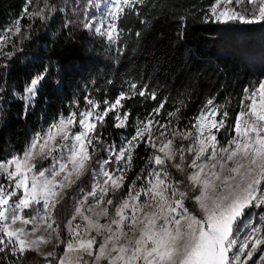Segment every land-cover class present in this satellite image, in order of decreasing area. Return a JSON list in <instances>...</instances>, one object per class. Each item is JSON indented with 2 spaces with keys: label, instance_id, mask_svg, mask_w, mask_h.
Instances as JSON below:
<instances>
[{
  "label": "snow or ice",
  "instance_id": "1",
  "mask_svg": "<svg viewBox=\"0 0 264 264\" xmlns=\"http://www.w3.org/2000/svg\"><path fill=\"white\" fill-rule=\"evenodd\" d=\"M101 2L24 0L17 18L0 31V72L57 12H70L63 22L70 39L86 32L118 62L129 41L142 37L127 24L135 18L149 28L145 11L156 5L106 0L101 12ZM241 6L242 0H209L198 12L206 24L264 22V0H243L255 7L251 15ZM179 16L183 38L189 14ZM51 70L50 63L41 65L25 94ZM7 91L0 76V96ZM190 100L162 96L143 77L86 82L22 153L0 157V264H37L35 257L38 264H264V79L241 89L234 117L230 101L221 104L215 96L189 117ZM137 101L147 115L134 111ZM129 128L123 146L111 139L110 130ZM134 158L148 163L134 169ZM82 176L95 183L67 221L65 236L57 223L67 204L61 189ZM78 217L83 234L81 223L73 224Z\"/></svg>",
  "mask_w": 264,
  "mask_h": 264
},
{
  "label": "trees",
  "instance_id": "2",
  "mask_svg": "<svg viewBox=\"0 0 264 264\" xmlns=\"http://www.w3.org/2000/svg\"><path fill=\"white\" fill-rule=\"evenodd\" d=\"M49 2L59 5L63 0ZM148 2L156 5L145 11L144 18L150 22L149 28L145 29L135 18L127 24L133 32L142 31V37L138 40L133 37L126 55L116 63L113 62L116 58L94 44L88 33L77 32L75 40L69 38L63 29V22L70 12H57L46 28L41 25L34 30L33 39L25 42L24 50L14 55L8 67L0 72L8 86L6 94L0 96L4 109L0 118V157L9 152L22 153L31 136L48 127L84 84L93 78L103 80L111 76L115 82L126 79L139 81L143 77L144 82L162 96L171 94L186 101L190 97L189 108L185 112L189 117L194 116L206 99L212 96L221 104L230 101V108L233 109L231 116L236 115L241 89L264 79V22H234L231 25L203 23L198 9L209 0ZM23 3L24 0H0V30L17 18ZM249 10V7L243 6L242 0L241 13L251 15ZM184 13L189 14L187 29L183 38H178L179 15ZM26 23L22 21V25ZM45 63L52 65L51 74L37 86L31 101L25 103L21 96L27 82ZM118 87L117 84V88H110V97L116 95ZM13 89L17 92L15 96L12 95ZM153 103L149 102V110ZM131 106L134 111L139 109L141 115H147L138 101ZM24 112H27L26 118L22 116ZM110 131L111 139L123 146L133 129ZM138 151L147 156L142 149ZM147 163V160L134 158L133 167L139 169ZM172 172L175 173V170ZM92 181L91 176H82L64 192L66 211L57 223L64 228L65 236V224L74 203L89 190ZM39 259L35 257L37 264Z\"/></svg>",
  "mask_w": 264,
  "mask_h": 264
},
{
  "label": "rangeland",
  "instance_id": "3",
  "mask_svg": "<svg viewBox=\"0 0 264 264\" xmlns=\"http://www.w3.org/2000/svg\"><path fill=\"white\" fill-rule=\"evenodd\" d=\"M105 4H106V0H102V2H101V6H100V11H101V12L103 11V8L105 7ZM240 11H241V8H240ZM255 11H256L255 7L252 6V7H250V10L248 11V13H249V14H254ZM95 14H96L97 16H99L100 13L97 12V13H95ZM3 30H4V29H2V30H0V31H3ZM36 88H37V87H36ZM35 90H36V89H35ZM35 90L31 91V94H25V92H24V95L21 96L22 98H21V97H20V98H21L25 103L30 102L31 99H32V98L34 97V95H35ZM46 128H47V127H46ZM46 128H45V129H46ZM33 136H34V134L31 136L30 140L33 138ZM30 140H29V141H30ZM28 143H29V142H28ZM186 157H187V154H186ZM50 159H51V158H50ZM205 171L207 172L208 170L205 169ZM172 179H175L174 176H172ZM94 183H95V181L93 180V181L91 182V184H90V188L93 187ZM67 188H68V187H66V188H62V189H61V192L64 194V192L66 191ZM90 188H89V189H90ZM98 190H99V189H98ZM86 192H87V191H86ZM86 192H85V193H86ZM85 193H84L80 198H78V199L75 201L69 219H71V216L75 214L74 209H75L77 206H80L79 201H80L81 199H83ZM144 199H146V197H144V196L142 195L141 200H144ZM101 207H103V205H101ZM69 219H68V220H69ZM101 222L104 223L105 220H104V219H101ZM253 222H255V221H253ZM75 223H81L82 226H81V228L79 229V231L81 232V234H83V222L80 220L79 217L77 218L76 221H73V224H75ZM53 227L55 228L54 224H53ZM65 228H66V230H67V222H66V224H65ZM42 247H46V246H42Z\"/></svg>",
  "mask_w": 264,
  "mask_h": 264
}]
</instances>
